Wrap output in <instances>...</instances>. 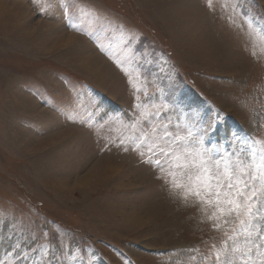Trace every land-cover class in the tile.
Instances as JSON below:
<instances>
[{
    "label": "rangeland",
    "instance_id": "1",
    "mask_svg": "<svg viewBox=\"0 0 264 264\" xmlns=\"http://www.w3.org/2000/svg\"><path fill=\"white\" fill-rule=\"evenodd\" d=\"M213 123L264 142V0H0V264H214L147 162Z\"/></svg>",
    "mask_w": 264,
    "mask_h": 264
},
{
    "label": "snow or ice",
    "instance_id": "2",
    "mask_svg": "<svg viewBox=\"0 0 264 264\" xmlns=\"http://www.w3.org/2000/svg\"><path fill=\"white\" fill-rule=\"evenodd\" d=\"M164 127V134L148 145L147 162L186 203L191 198L214 230L223 232L220 247L212 246L214 264H235L237 259L264 264V142L233 134V151L219 152L205 146V135L217 127L214 123L195 135L190 125L183 126V135L181 126L175 132Z\"/></svg>",
    "mask_w": 264,
    "mask_h": 264
}]
</instances>
